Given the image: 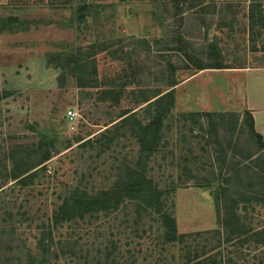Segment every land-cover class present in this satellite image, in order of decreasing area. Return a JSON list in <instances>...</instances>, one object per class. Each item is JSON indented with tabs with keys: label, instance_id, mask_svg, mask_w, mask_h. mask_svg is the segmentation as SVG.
<instances>
[{
	"label": "rangeland",
	"instance_id": "rangeland-1",
	"mask_svg": "<svg viewBox=\"0 0 264 264\" xmlns=\"http://www.w3.org/2000/svg\"><path fill=\"white\" fill-rule=\"evenodd\" d=\"M255 3L264 0H209L186 12V32L199 37L185 38L188 52L214 41L225 64L264 67V25L247 17ZM172 23L163 0L0 1V264H191L215 253L225 264H264V178L244 158L256 142L230 114H202L233 113L202 110L230 98L233 75L182 85L198 70L173 50ZM171 82L173 104L159 105L157 144L140 161L133 128L153 109L143 102ZM129 110L135 120L120 121ZM42 139L51 159L32 184L15 183L9 151ZM239 162L247 169L237 180ZM128 169L159 191L153 207L143 194L129 199L138 178ZM227 175L248 201L236 207L248 233L231 243L215 206Z\"/></svg>",
	"mask_w": 264,
	"mask_h": 264
},
{
	"label": "trees",
	"instance_id": "trees-1",
	"mask_svg": "<svg viewBox=\"0 0 264 264\" xmlns=\"http://www.w3.org/2000/svg\"><path fill=\"white\" fill-rule=\"evenodd\" d=\"M209 0H163L165 12H166V20H169L176 24L177 27V35L176 39H173L172 43L177 52L184 55L185 60H190L192 63L189 67H193L197 70H206V69H217L224 70L230 69L232 66H229L224 63L220 50L217 46V43L204 42L201 45H195L199 47V51L196 52L194 49H191L188 52V47L192 46L193 43H189L185 38H193L199 39V37L192 36L191 34L186 32V15L185 13L189 10H192L196 7H200L203 3ZM187 4V6H185ZM261 3H255V10L252 8L248 12V20L251 22V26L262 23L264 25V9L262 10ZM202 10V9H201ZM257 11V12H256ZM11 17H9V20ZM172 23V24H173ZM172 25V26H174ZM170 34V31H168ZM174 34H170L169 36H173ZM187 45V46H185ZM82 48L77 49V53H82ZM188 61H186L187 63ZM188 64V63H187ZM77 81L79 79L77 78ZM78 87H84L85 85L82 82H78ZM178 85V82H171L169 85V89L166 91H160L156 95H154L151 99L145 100L143 103H147L146 106L152 107L151 121L147 125H142L140 122H137L136 127L133 128V132L138 140L140 145V153L139 160L145 161L151 153V149L153 146L157 144V135L161 125L162 116L165 111L159 106L165 98H170L169 106L173 104V87ZM109 94H112V91H107ZM205 117L219 116L224 117V114H230V116L234 117V124L236 125L238 122L239 126L242 127L245 125L248 133L252 139H254L255 143V152L253 154L245 155V161L251 160L258 163L255 167L256 171L259 175L264 178V142L259 134H257L254 130L253 118L249 111L244 110L241 115L238 113H202ZM121 118V119H120ZM118 119L122 122H128L129 120H135V112L133 110H129L124 112ZM89 140V139H88ZM87 141V140H86ZM84 141V142H86ZM82 144V143H81ZM52 147L48 146L47 142L42 139L38 142V144L31 149L27 146L16 145L13 147L8 154V161L10 163V171L9 176L15 183H18L22 186H27L32 184L38 172L43 169L44 163L51 159L52 157ZM233 169L236 172V179L240 180V172L247 169V165H244L243 162H239L234 164ZM130 175H136L138 178L135 180L134 186L137 187V191H130L129 199H138L141 198L139 194L145 195V198L142 199L145 202L146 207H153L154 200L159 198V191L153 190L151 187V183L141 174L139 171L128 169ZM230 175H227L224 178V182L226 187L221 188V195H223L222 201L219 198H215V206L216 211L219 214L220 209L224 206V210L226 214L225 217L220 220L221 227L225 231L224 241L227 243H231L234 240L239 239L240 237L246 235L248 230L243 225L241 218L236 213V207L238 204L245 201V193L232 190L230 187H227L230 183ZM78 190H74L70 199H74L78 195ZM110 192L105 193V196H108ZM233 196V197H232ZM230 199V204H227V200ZM253 200H260L255 197ZM120 201V199H118ZM63 208H61V215L63 213ZM70 214V213H69ZM68 214V215H69ZM64 217L59 215L58 219H55V223L63 220ZM171 232L175 233V222L174 220L170 221ZM216 233L219 234V231L216 230ZM264 234V232L262 233ZM261 234V235H262ZM173 240V239H171ZM260 242L264 246V239H260ZM218 254L208 255L204 259L199 261H195L191 264H225L222 260L217 259ZM233 264V263H232Z\"/></svg>",
	"mask_w": 264,
	"mask_h": 264
},
{
	"label": "crops",
	"instance_id": "crops-1",
	"mask_svg": "<svg viewBox=\"0 0 264 264\" xmlns=\"http://www.w3.org/2000/svg\"><path fill=\"white\" fill-rule=\"evenodd\" d=\"M202 74H212L217 78H225V74H232L234 79L230 80L231 96L223 105L213 103L214 107L211 110H202L224 112L229 108V112L238 114H242L244 110L249 111L253 118L254 130L264 142V67L237 66L224 70H198L185 78L182 85L190 83Z\"/></svg>",
	"mask_w": 264,
	"mask_h": 264
},
{
	"label": "built area",
	"instance_id": "built-area-1",
	"mask_svg": "<svg viewBox=\"0 0 264 264\" xmlns=\"http://www.w3.org/2000/svg\"><path fill=\"white\" fill-rule=\"evenodd\" d=\"M248 2H250V0H248ZM75 117V113L71 110L67 111L66 114H65V118L68 120V121H71L73 120Z\"/></svg>",
	"mask_w": 264,
	"mask_h": 264
}]
</instances>
